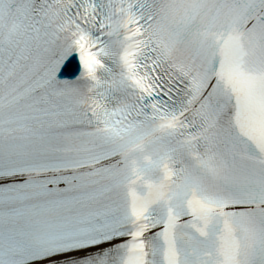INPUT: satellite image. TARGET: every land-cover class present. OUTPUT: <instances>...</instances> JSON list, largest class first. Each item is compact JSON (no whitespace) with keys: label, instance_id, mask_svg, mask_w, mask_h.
Here are the masks:
<instances>
[{"label":"snow or ice","instance_id":"1","mask_svg":"<svg viewBox=\"0 0 264 264\" xmlns=\"http://www.w3.org/2000/svg\"><path fill=\"white\" fill-rule=\"evenodd\" d=\"M0 264H264V0H0Z\"/></svg>","mask_w":264,"mask_h":264}]
</instances>
